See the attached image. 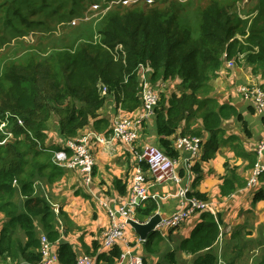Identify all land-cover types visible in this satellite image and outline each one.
<instances>
[{"label":"trees","instance_id":"1","mask_svg":"<svg viewBox=\"0 0 264 264\" xmlns=\"http://www.w3.org/2000/svg\"><path fill=\"white\" fill-rule=\"evenodd\" d=\"M110 1L0 0V118H8L13 133L0 145V211L7 218L0 232L3 264L41 261L36 220L50 242L60 239L52 204L36 190L40 180L55 181L63 174V168L53 160L63 142L47 145L53 116H57L64 138L83 134L81 130L98 118L107 101L103 86L117 104L130 110L143 107L141 69L145 68L152 85L163 82L153 119L159 141L155 144L176 159L178 136L174 135L179 129L181 136L201 138L206 132L210 138L203 146V158H208L223 143V120L239 115L235 106L219 104L212 95L215 88L211 81L225 62L233 58L238 62L240 53L246 54L245 61L255 72L261 70L264 75V0H210L206 5L198 0H154L151 4L143 0L112 6ZM240 1L244 2L246 18L238 13ZM96 4L104 16L96 27L82 20L69 23L68 38L57 36L54 40L50 34H39L34 42L25 39L31 32L35 36L36 31L55 32V24L67 17H80ZM186 12H195L197 25L185 21ZM82 23L85 26H77ZM14 39L19 46L15 54L9 44ZM49 41H53L51 46ZM118 45L123 50L117 51ZM94 123L96 130L108 126L105 119ZM245 129L250 134L247 126ZM4 137L0 130V140ZM141 165L147 170L144 162ZM194 169L198 172L199 164ZM241 185L231 170L224 177L221 192L229 195ZM187 194L207 201L205 194ZM136 208L139 221H146L155 211V205L147 201ZM220 237L216 215L203 211L191 236L175 238V245L194 255V264H218L214 247ZM163 242L162 231L150 233L144 241V264L148 257L160 253ZM99 247L95 240L93 250L85 254L97 257L96 264H118L124 253L117 243L107 252H100ZM57 254L60 264H76L78 259L70 243L61 244ZM167 259L175 263V250L168 252ZM259 264H264V257Z\"/></svg>","mask_w":264,"mask_h":264},{"label":"crops","instance_id":"2","mask_svg":"<svg viewBox=\"0 0 264 264\" xmlns=\"http://www.w3.org/2000/svg\"><path fill=\"white\" fill-rule=\"evenodd\" d=\"M211 83L215 88L212 95L219 104L235 106L239 115L223 120V143L208 158H203V146L210 138L206 132L201 136V147L196 154L178 150L176 172L179 178L150 186L153 196L147 200L148 204L155 205L154 213L160 212L162 217L170 216L181 208L179 190L187 188L190 193L205 194L207 206L202 211L190 214L179 227L163 230L161 251L148 257L146 264H170L167 259L170 250H175L174 264H194L195 256L176 248L175 242L176 239L191 236L201 221L203 211L212 212L219 221L221 237L214 247L218 264H259L264 257V198H259L260 194L264 195V170L257 173L259 167L264 166V150L262 154L259 152V146L264 141V115L254 112L253 106L243 99L239 90L243 85L264 86L263 71L255 72L247 61L235 65L225 62ZM144 113L142 106L130 110L115 101L109 104L105 102L97 119L107 120L108 126L96 130L94 122L97 119L94 118L81 130V133L101 134L107 140L99 142L91 139L90 146L95 158L91 181L86 182L80 169H63L59 179L49 181L45 178L39 181L37 193L51 202L56 217L55 227L60 232V239L52 243L53 252L57 253L61 244L70 243L78 256H85L86 252L89 254L93 250L95 240L101 244L100 252L109 250L102 245L103 232L110 222L108 209L126 197L139 163L136 151H140L139 142L138 147L114 138V125L123 119L130 120L143 143L158 144L154 120H142L140 127L138 120ZM195 126H199V123ZM180 134L181 129L174 136L179 137ZM48 135L47 145L63 142L57 116L50 120ZM196 164L200 166L198 172L194 169ZM231 170L243 185L231 194L223 195L221 185ZM253 179L255 182H252ZM148 180L150 185L152 179ZM6 220L5 213L0 211V232ZM35 223L41 242L45 231L39 221ZM19 235L25 239L22 231ZM117 244L122 246L124 252L118 264H127L136 254L145 256L144 242L130 225ZM0 264L3 263L0 261Z\"/></svg>","mask_w":264,"mask_h":264},{"label":"built area","instance_id":"3","mask_svg":"<svg viewBox=\"0 0 264 264\" xmlns=\"http://www.w3.org/2000/svg\"><path fill=\"white\" fill-rule=\"evenodd\" d=\"M139 0H124L123 3H136ZM148 3L154 2V0H147ZM119 3L117 0L111 1L113 4ZM99 5H94L92 10L101 13ZM91 9L89 12H85L82 16L73 18L72 25L77 24L82 20H88L91 18ZM118 48L122 49V45H118ZM229 65H234L233 60L228 62ZM141 78V91L140 97L145 110L144 115L139 118L138 122L142 120H153L155 117V107L158 104L159 91L158 88L163 85L162 81L152 85L149 82L148 74L145 68H142ZM243 95V99L250 102L255 109V112L264 115V86L259 85H243L239 88ZM102 94L107 97L108 100L113 101L111 94L106 86L102 88ZM1 130L5 137L0 140V145L6 144L7 141L12 138L13 133L9 128V120H0ZM20 124H23L22 120H19ZM113 137L120 138L130 143L132 146L137 145L140 151H136L138 157V166L136 167L128 193L122 201L110 207L109 217L110 222L103 232L102 245L106 248H110L113 244H116L125 235L126 229L129 226V219L135 218V209L138 204L149 200L153 195L150 192V186L155 183H164L170 180L178 179L176 172L177 160L170 158L157 144L144 142L140 140L139 133L133 128L132 122L127 119L120 120L114 125ZM99 142H107L101 134L83 133L75 138H64L63 147L55 153L54 162L63 169H80L84 175L85 180L89 183L92 179V173L95 166V158L91 149V139ZM137 142H139L137 144ZM175 146L178 150L189 152L190 154H196L201 147V138L194 136H179L176 139ZM264 150V141L259 146L260 154ZM147 165V170L143 168L141 163ZM264 170V166H260L257 173ZM256 173V174H257ZM149 178L152 179L149 185ZM255 182V179L252 180ZM187 188H181L179 190V196L182 200L181 208L175 211L172 215L162 217L161 222L158 224V230L163 231L166 229L179 227L193 212L202 211L206 208L207 202L196 197H189L187 194ZM140 200V202H138ZM41 254L42 259L37 264H60L58 254L52 251V242L44 235L41 237ZM123 257V256H122ZM76 264H96V259L88 256H78ZM127 264H144L142 256L134 255L127 262Z\"/></svg>","mask_w":264,"mask_h":264},{"label":"rangeland","instance_id":"4","mask_svg":"<svg viewBox=\"0 0 264 264\" xmlns=\"http://www.w3.org/2000/svg\"><path fill=\"white\" fill-rule=\"evenodd\" d=\"M112 1V0H111ZM111 1H110V4H111ZM117 1H119V3H123V1L124 0H117ZM147 1V0H146ZM181 1V0H180ZM198 1H201L202 2V4L203 5H206V4H208L209 2H210V0H198ZM221 1H224V0H221ZM140 2H143V0H139L138 2H136V3H140ZM183 3H187L188 1H182ZM123 4H125V3H123ZM127 4H130V2L129 3H127ZM243 4H244V2L243 1H240L239 3H238V9H239V11H238V13L239 14H241L242 16H243V18H246V15H244L243 14ZM98 5V4H97ZM140 6L141 7H144L145 6V3H141L140 4ZM93 8V7H92ZM91 9V7L89 8V9H87V12H89V10ZM182 13V12H181ZM185 15V13H182V16H184ZM90 16H91V19H89V20H87V21H89L90 23H94V26L96 27L97 25V22L98 21H100L104 16H103V14H101V13H99V12H95V13H91L90 14ZM185 21L186 22H188V23H190V24H193V25H197L198 24V20H197V17H196V15H195V12H193V13H188V12H186V16H185ZM71 21H72V19L70 20V18L69 17H67V18H65L64 19V22L63 23H61L60 25L59 24H55L56 25V29L54 30L55 32H48V31H42V32H40V31H36V36H35V34H34V32H31L29 35H27V36H25V39H27V40H29V41H31V42H34L35 41V39H37L38 38V35L39 34H43V35H49L50 34V36L54 39V40H57V36H65L66 38H68L69 36H70V33H67L66 32V27L69 25V23H71ZM84 23H82V24H79V25H77L78 27L80 26V25H83ZM76 26V27H77ZM83 26H85V25H83ZM238 35H240V34H238ZM78 36V35H77ZM76 36V37H77ZM98 36H95V40H98V39H96ZM74 38H70L69 40L71 41V40H73ZM14 42H15V39L11 42V43H9V44H11L12 45V47H13V49H14V54L17 52V51H19V46L17 45V44H14ZM53 41H49L48 42V45L49 46H51L50 44L52 43ZM7 45H5V48H3L4 49V52L7 50ZM2 49V50H3ZM116 50L117 51H120V50H123V47H122V49H120V48H118V47H116ZM4 56L5 57H7L8 56V52H5L4 53ZM245 56H246V54L245 53H240V55H239V63H240V61H245ZM2 59V57H1V55H0V60ZM234 62H235V64L236 63H238V62H236L235 61V58H233L232 59ZM231 61V60H230ZM234 64V65H235ZM106 103H110V100H108L107 99V101H106ZM0 120H5V119H2V118H0ZM0 126H1V122H0ZM0 130H1V128H0ZM2 131V130H1Z\"/></svg>","mask_w":264,"mask_h":264},{"label":"water","instance_id":"5","mask_svg":"<svg viewBox=\"0 0 264 264\" xmlns=\"http://www.w3.org/2000/svg\"><path fill=\"white\" fill-rule=\"evenodd\" d=\"M140 202V200H138ZM162 220V215L160 212H155L150 218H148L146 221H138L135 219H129L128 223L130 226L134 228V230L137 232V234L140 236L141 240L144 242L146 241L147 237L150 235L153 231H159L158 230V224Z\"/></svg>","mask_w":264,"mask_h":264},{"label":"bare ground","instance_id":"6","mask_svg":"<svg viewBox=\"0 0 264 264\" xmlns=\"http://www.w3.org/2000/svg\"><path fill=\"white\" fill-rule=\"evenodd\" d=\"M151 4V3H150ZM123 47V46H122ZM141 78H142V73H141ZM135 215H136V212H135ZM136 218V217H135ZM135 220H138V219H135ZM139 221V220H138ZM142 241V240H141ZM143 242V241H142ZM124 254V253H123ZM137 255V254H136ZM143 258V257H142ZM97 262V261H96Z\"/></svg>","mask_w":264,"mask_h":264}]
</instances>
